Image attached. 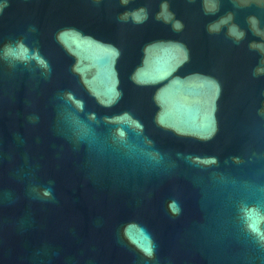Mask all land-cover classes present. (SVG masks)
I'll return each instance as SVG.
<instances>
[{"label":"water","instance_id":"obj_1","mask_svg":"<svg viewBox=\"0 0 264 264\" xmlns=\"http://www.w3.org/2000/svg\"><path fill=\"white\" fill-rule=\"evenodd\" d=\"M0 264H264V0H0Z\"/></svg>","mask_w":264,"mask_h":264}]
</instances>
